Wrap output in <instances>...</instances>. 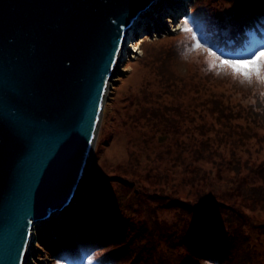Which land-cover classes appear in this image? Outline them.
I'll return each mask as SVG.
<instances>
[{"label": "rangeland", "instance_id": "374dc122", "mask_svg": "<svg viewBox=\"0 0 264 264\" xmlns=\"http://www.w3.org/2000/svg\"><path fill=\"white\" fill-rule=\"evenodd\" d=\"M172 3L179 5L181 2L172 0ZM206 6L225 9L230 5L227 0H192L186 5L190 15L200 14L198 18L205 33L202 42L221 49L216 39L219 31L207 18ZM176 11L174 5L160 3L145 13L154 23L145 26L136 36L135 44H141V48L138 53H130L126 62L119 65L110 83L92 164L80 194L65 213L41 223L36 229L28 264H96L94 260L102 261L105 254L113 252L106 246L101 253H95L101 235L111 236L118 242L115 250L125 252L129 250L131 239L137 236L134 226L139 229L148 221L151 227V217L164 226L169 236L165 239L178 254H190L184 242L191 245L188 236L199 232L226 237L239 231L245 235L254 231L260 232L264 239V121L240 129L239 125L223 120L219 113L209 109L219 92L230 96L233 102L249 106L261 102L264 88L258 83L241 84L226 73L217 75L208 71L202 52L189 53L185 58L183 53L189 41L178 28L173 32L170 26L166 27L168 18L172 20L166 13ZM257 40L256 36L245 40L241 53ZM145 48H154L153 52L163 50L155 55L157 59L172 51L166 61L168 71L182 82L165 89L178 81L169 84L159 77L150 56L145 57ZM175 48L177 58L173 57ZM222 50L229 56L241 54ZM211 74L215 78L210 77ZM226 79L232 80L231 83L225 84ZM202 81L208 86L213 82L215 89L201 88ZM163 84H167L165 88ZM236 84L238 87L233 89ZM230 113L226 111V115ZM226 138L237 142L233 144ZM233 147L237 148L235 153ZM215 150L216 154H226L228 166L240 160L244 165L241 173L249 166L257 167V172L246 171L242 184H229L231 172L229 174L225 168L216 171L208 164L216 158ZM183 165L192 168L186 172ZM240 185L243 189H254L252 199L245 201L237 197ZM189 204L196 212L186 211L184 206ZM90 214L97 222L81 224L79 220ZM106 214L112 216L110 223L106 221ZM125 224L129 229L121 233ZM116 231L126 240L124 245ZM162 245L159 247L164 249ZM212 246L207 244L208 249L201 250L209 254ZM257 247L264 259V242ZM156 253L158 256L154 255L150 261L147 256L144 258L149 261L147 264H162L159 250ZM125 254L124 263L120 259L122 264L136 263L131 256H136L134 251ZM191 255L195 256L194 248L188 256ZM143 257L140 256L141 260Z\"/></svg>", "mask_w": 264, "mask_h": 264}, {"label": "water", "instance_id": "95a60500", "mask_svg": "<svg viewBox=\"0 0 264 264\" xmlns=\"http://www.w3.org/2000/svg\"><path fill=\"white\" fill-rule=\"evenodd\" d=\"M157 1L0 0V264H16L25 216L32 223L19 264L35 229L76 201L120 51L134 23ZM113 20L121 25L120 40L107 64ZM17 111L22 127L7 118ZM60 133L74 137V153L55 142Z\"/></svg>", "mask_w": 264, "mask_h": 264}, {"label": "trees", "instance_id": "16d2710c", "mask_svg": "<svg viewBox=\"0 0 264 264\" xmlns=\"http://www.w3.org/2000/svg\"><path fill=\"white\" fill-rule=\"evenodd\" d=\"M217 4V3H216ZM216 7V6H215ZM215 7L206 6L204 11L206 12L207 18L210 19L211 25L215 27L217 31H219V36L216 38L218 41V44L221 49L229 50V52L241 53V47L243 46V43L245 40L249 39L251 36H256L257 39H259V36H257V32L264 34V18L260 19H253L249 21V27L245 28L243 32L240 30L234 29L230 24H228L225 20H223L222 13L226 11L228 8L223 9H215ZM262 7L259 0H252V2L245 6V15L249 14H255L259 11V9ZM250 41H247L250 44ZM176 46V45H175ZM163 49V48H161ZM180 49L182 50V46L180 45ZM154 48H145V57H149L152 59V63H154V67L158 69L159 77L163 78L165 82L172 84V82L178 81V83L171 85L163 84L162 88H165L164 86H170L167 88H172L182 81H180L179 77H177L174 73H171L168 71V65L166 61L169 60L170 53L171 52H165L162 54L161 59H157L155 55L158 52H162L163 50L157 49L155 52H153ZM183 51V50H182ZM178 51L175 48V51L173 52V57L177 58ZM157 63H159L157 65ZM157 65V67L155 66ZM210 77L215 78L212 74ZM210 80V79H209ZM228 80L227 82H224L225 84L231 83L232 80ZM216 81V80H213ZM215 84L212 82L211 86H208V84L201 82V88L207 87L210 90L215 89ZM238 84L234 85L233 89H236ZM168 91V90H167ZM252 94V92H251ZM250 94V95H251ZM217 97H214L212 107L211 109L212 113H219L221 118L231 124L239 125L240 129H243L245 125L247 126H253L258 124L259 121H264V97L261 102H257L253 105L245 106L240 101L233 102L231 100L230 96H227L223 92H219L216 94ZM250 95H248V100L250 99ZM258 98V97H257ZM222 107V108H221ZM227 112H231L230 114L226 115ZM237 122H242V124H238ZM234 130V128L232 129ZM230 137V135H228ZM231 143H236L237 141L226 138ZM208 148H211L210 146H207ZM228 149L231 151V147L228 146ZM237 148L233 147L234 153L236 152ZM234 153L231 152L232 155ZM202 155V152L200 153ZM216 158L209 161L208 164H211L212 168L216 171H222L223 168H225L230 175L229 177V184H235L239 183L242 184L245 180V173L248 172H257V167L253 169L252 167H247L243 173H241V167L244 170V165L240 163V160H236L234 162V166H228V160L225 156L226 154L219 152V154H216ZM186 172H189V170L192 168L191 165H183ZM231 172V173H230ZM243 185H240L238 189V193H236L237 197H242L243 200L247 201L248 199H252L254 196V189H243L241 188ZM262 191V190H261ZM259 193H261L259 191ZM192 204L185 205L186 211L194 212L192 211L191 206ZM102 210V209H100ZM110 213L114 214L112 212L113 210L107 209ZM196 212V211H195ZM85 215V213H84ZM91 215V214H90ZM106 221L110 223L112 221V216L109 217L108 214H106ZM150 218V217H149ZM96 219V218H95ZM92 219V215L88 217H84L82 221H80L81 224L84 223H93L97 222V220ZM110 220V221H109ZM150 220L152 221V225L150 227V223L148 221H145V223H142L141 228L137 229L134 226V230L137 231L135 236L132 240V243L128 245L129 250L122 251L115 250V246L118 245V242L116 240H113L111 236L108 234L101 235V243L97 247L95 253H101V250L104 249L106 246H110L113 250V252L105 254L102 261L94 260L96 264H122L120 259L123 256H125L126 252L128 254L134 253L136 256H133V260L136 262L135 264H139L142 262V264H147L151 258H155L154 255L158 254L156 253L159 250V257L162 259V264H186V260L188 264H194V262H197L195 264H264V259H262V255L258 252V247L262 242H264V239H262V234L260 232H254L250 231L247 235H245L243 232L239 231L237 233L231 234L230 236L223 237L221 235L211 234L208 231L205 232H199V234L195 233V237L188 236L189 239H191V248H194L195 256L191 255L190 257L188 253L186 256H183L182 253H179L170 247V244L168 242V239H165L168 236L167 231H164L165 228L162 226V224L157 223L155 221V217H151ZM140 224V223H139ZM93 225V224H92ZM116 225V222H115ZM125 227L121 229V233L125 232L127 225H124ZM188 226V225H187ZM196 229V226H194L193 232ZM94 230V229H93ZM96 232V231H95ZM119 233V232H115ZM113 233V234H115ZM119 235V234H118ZM124 236V235H123ZM186 236V235H185ZM186 236V237H187ZM202 238H201V237ZM123 241L121 242L122 245L126 243V240L119 235ZM150 240L147 244H144V242H147ZM157 242L163 244L164 249H161L157 244ZM120 244V243H119ZM207 244H213V246L210 249L209 254L204 253L201 248H206L205 245ZM131 247V249H130ZM180 247V246H179ZM178 247V248H179ZM214 248V249H213ZM75 249V248H74ZM150 250L148 252L147 250ZM197 255V256H196ZM140 256H144L143 260H141ZM148 257V260H145V257ZM129 260H132L129 258ZM124 263V261H123ZM133 264V261L130 263Z\"/></svg>", "mask_w": 264, "mask_h": 264}, {"label": "snow or ice", "instance_id": "6c2138e0", "mask_svg": "<svg viewBox=\"0 0 264 264\" xmlns=\"http://www.w3.org/2000/svg\"><path fill=\"white\" fill-rule=\"evenodd\" d=\"M118 4H133V3H143V0H114ZM192 0H181L179 5L172 3V0H159L157 4L167 3L174 5L177 8L175 13H166L172 16V20L166 27H171L172 31L175 32L178 28L179 32L182 33L189 41V47L185 49L183 55L187 58L189 53L192 52H202L206 56L207 69L210 72H216L217 75L221 73H226L230 75L234 80L239 81L241 84L253 85L258 83L262 88H264V34L257 32L259 39L250 45L244 52L239 56H229L224 53L222 49L212 46L207 42H202L205 40V33L201 20L198 18L199 13L190 15L186 7L188 3ZM230 7L222 13V19L230 24L234 29L244 31L245 28L249 27V21L253 19L264 18V0H259L262 7L255 14L245 15V6L250 4L252 0H227ZM152 22L151 17H145V23ZM116 26V36L112 40V51L109 53V59L107 64L112 63V55L115 54V45L119 43L120 40V27L121 25L117 23L116 20L111 22ZM107 64H105V70L107 69ZM103 80H101V85ZM2 105V101H0ZM8 120L12 125L22 127L24 124L23 116L17 111L15 114L9 113ZM5 115L0 106V124L3 123ZM91 131L90 124L88 132ZM86 132V135L88 134ZM55 142L59 144L60 148L72 154L76 151V143L74 137L68 136L65 138L63 133L57 134ZM88 143H92L91 140ZM3 137L0 136V156L3 154ZM203 203V202H202ZM196 211V209H193ZM32 221L25 216L24 224L20 230L21 243L18 245V255L16 259V264H19L22 257V250L26 248L27 240L26 237L29 235L27 232V227ZM184 246L188 248L191 254V245L184 242ZM186 264H188L186 260Z\"/></svg>", "mask_w": 264, "mask_h": 264}, {"label": "bare ground", "instance_id": "6f19581e", "mask_svg": "<svg viewBox=\"0 0 264 264\" xmlns=\"http://www.w3.org/2000/svg\"><path fill=\"white\" fill-rule=\"evenodd\" d=\"M159 2V0L157 2L154 3V5H152L151 9L149 11H151L154 6ZM179 2H181V0H179ZM177 3V2H176ZM176 3H173V4H176ZM158 6H160V4H158ZM162 6V5H161ZM177 9V8H176ZM147 16V14H143L141 16V18H139L133 25V28L131 30L132 34H131V37H127V39L125 40L126 42V46H125V49L121 50L120 51V55H119V58H118V61L116 63V68H115V71H114V74L118 73L119 71V65L122 64V62H126L127 60V57L129 56V54H134L135 52L138 53V47L137 45L138 44H135L136 43V39L138 35L141 34V30L143 28H145V26H149L150 24L154 23V22H150V23H145V17ZM169 18H168V22H169ZM143 31V30H142ZM127 36V35H126ZM136 37V38H135ZM130 45V46H129ZM134 51V53H133ZM111 83V82H110ZM110 83L108 84V89H107V95L106 97L108 96V91H109V88H110ZM101 126V125H100ZM99 130H100V127H99ZM99 130H98V133H99ZM98 135V134H97ZM94 150V149H93ZM93 152V151H92ZM92 163L89 162L88 164V168L89 166L91 165ZM80 190L81 188H79V191L75 197V200L77 199L78 195L80 194ZM66 208L60 212V213H55L52 218H55V217H58L59 215H62V213H65L66 212ZM45 222V221H44ZM36 231V229H35ZM32 244V243H31ZM32 254H33V250H32V247L29 245L28 248H27V254H26V258H25V263L24 264H28L29 262V259L30 257H32Z\"/></svg>", "mask_w": 264, "mask_h": 264}]
</instances>
